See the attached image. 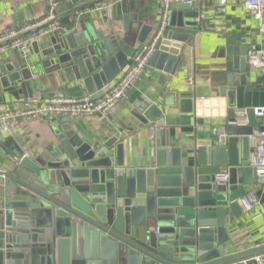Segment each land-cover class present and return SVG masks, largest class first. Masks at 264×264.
Instances as JSON below:
<instances>
[{
	"label": "water",
	"instance_id": "1",
	"mask_svg": "<svg viewBox=\"0 0 264 264\" xmlns=\"http://www.w3.org/2000/svg\"><path fill=\"white\" fill-rule=\"evenodd\" d=\"M176 7L185 17L200 15L198 7L183 2ZM60 8L52 9L49 23L60 18ZM61 23L63 27L58 23L51 30V46L43 53L51 67L70 71L68 77L88 93L110 84L146 39L145 26L135 31L129 22L123 35L108 37L95 35L90 24L75 18L71 22L69 16ZM184 41L177 33L160 36L148 64L171 72ZM247 49L241 47L239 53ZM238 67L241 74L235 75L233 64L227 63L229 72L216 98L196 101L195 110L188 98L182 99L185 110L196 115L199 146L194 155L190 150L181 155L167 135L156 144L151 164H126L120 133L102 143L80 135L75 140L70 126L74 117L67 115L61 116L62 125L53 130V141L45 143L42 153L28 157L17 151L12 172L0 171L10 179L5 192H16L4 195L0 210V264H229L264 251L261 244L227 254L226 226L241 211L238 198L257 181L249 165V136L257 126L253 108L264 105V73L253 72L245 58ZM27 77L26 71L9 75L14 84ZM11 86L9 90L15 88ZM136 107L150 123L160 113L151 98ZM241 112L246 126L235 125ZM219 128L226 132L222 141L217 139ZM239 145L241 155L235 153ZM223 173L227 182H216L215 175ZM20 187L25 195H19Z\"/></svg>",
	"mask_w": 264,
	"mask_h": 264
},
{
	"label": "crops",
	"instance_id": "2",
	"mask_svg": "<svg viewBox=\"0 0 264 264\" xmlns=\"http://www.w3.org/2000/svg\"><path fill=\"white\" fill-rule=\"evenodd\" d=\"M91 1L93 0H0V30L40 20L50 10L52 12L55 6L61 7L58 10L60 18L56 20L57 23L62 24L61 20L65 16H69L72 22L75 11L67 14V9L82 4L89 6L100 0L94 3ZM178 3L181 2L172 1L169 4L166 25L161 34V37L174 33L185 36L175 69L168 72L148 64L136 84L129 90L126 99L115 105L107 115L96 113L91 116H77L70 121L75 140L80 137L90 143H102L115 133H120L124 142V162L138 167L154 161L156 144L162 136L166 138L169 135L171 145L179 148L181 155L189 150L194 155L196 147L199 146L196 137V115L194 111L185 110L182 99L188 98L189 106L192 102L195 110L196 101L216 98L221 80H224L229 72L228 62L233 64L235 75L241 74L238 64L240 60L246 59V54L239 53L241 47L261 49L264 55V33L259 31L257 19L249 15L236 0H230L225 5H219L216 0H200L192 5L198 7L200 12L197 18L185 17L184 11L176 7ZM173 4L175 7L171 8ZM160 18V0H116L107 3V7L102 11L85 15L77 22H87L95 35L100 33L105 37L123 35L126 32L124 24L127 22L136 29L135 31L145 26L146 42L157 30ZM78 30L82 31L80 27ZM50 32L35 36L23 49L0 48V115L7 111L25 109L29 98L41 101L56 96L76 99L86 95L97 97L106 87L88 93L77 79L68 77L70 71L66 73L65 68L51 67L52 64L48 62L50 57L46 58L43 53V49L51 46ZM130 59L131 57L119 75L130 64ZM168 60L166 58L162 64L167 65ZM8 65L12 67L11 70L7 68ZM249 68L256 74L264 73V66L259 68L249 65ZM21 71H26L28 77L23 82H11L9 75L13 72L20 74ZM119 75L107 86L112 85ZM189 80H192V84H189ZM11 85L15 88L9 90ZM144 98H151L153 105L160 111L152 123L148 122L136 107ZM216 109L220 110L222 107L217 106ZM243 116V113L236 114V121H242ZM60 118L61 116H53L27 120L18 117L12 123V135L0 131V171L12 172L13 161L20 149L28 157L42 153L45 143L53 141V130L62 125ZM10 136L13 137L12 141L7 140ZM235 153H243L241 145L237 146ZM9 180L0 175V210L4 195L13 193L12 188L5 192L3 187ZM249 187L250 191L246 193H252L258 203L248 212L243 211L240 206L238 216L227 224V254L246 251L264 242V183L256 181ZM19 193L25 195L27 191L20 187ZM155 224L150 223L153 229ZM262 252L264 251L258 253Z\"/></svg>",
	"mask_w": 264,
	"mask_h": 264
},
{
	"label": "built area",
	"instance_id": "3",
	"mask_svg": "<svg viewBox=\"0 0 264 264\" xmlns=\"http://www.w3.org/2000/svg\"><path fill=\"white\" fill-rule=\"evenodd\" d=\"M116 0H100L92 5L82 7L75 13V20H79L85 15L95 14L107 7V3H113ZM161 18L157 30L152 37L139 45L131 56L130 64L119 75L115 82L106 86L102 93L97 97L86 95L80 99L56 96L47 100H38L29 98V104L25 109L17 111H7L0 115V131L6 135H12L14 120L18 117L27 120L47 119L53 116H91L99 113L102 116L107 115L110 110L120 101L126 99L129 90L136 84L143 72L148 66V62L156 49V43L159 40L164 26L166 25V11L172 1H180L188 5H194L200 0H160ZM219 5H225L230 0H216ZM244 7L249 15L259 22V31L264 33V0H236ZM52 19L51 10L40 20L24 23L20 26L0 30V48H25L28 42L35 39V36L51 31L58 26ZM29 32H32L29 35ZM247 63L253 67L264 66V55L261 49L249 47L246 51ZM192 84V80H189ZM253 112L257 118V126L249 136L252 152L249 156V165L254 168L256 180L264 183V105L256 106ZM243 113V112H241ZM244 114V113H243ZM238 119V118H237ZM247 118L244 115L242 121H236L235 125L246 126ZM226 138V132L223 128L219 130L218 140ZM228 174H216V182H227ZM243 211L248 212L258 203V199L252 193H245L238 200ZM158 232V228H155ZM261 244H264L261 243ZM259 244V245H261ZM235 264H264V252L253 256L242 258Z\"/></svg>",
	"mask_w": 264,
	"mask_h": 264
},
{
	"label": "trees",
	"instance_id": "4",
	"mask_svg": "<svg viewBox=\"0 0 264 264\" xmlns=\"http://www.w3.org/2000/svg\"><path fill=\"white\" fill-rule=\"evenodd\" d=\"M32 32H30V33H28V34H26V35H29V34H31Z\"/></svg>",
	"mask_w": 264,
	"mask_h": 264
}]
</instances>
